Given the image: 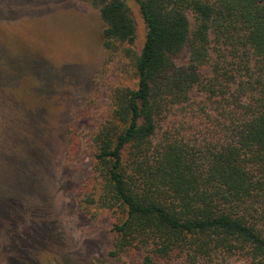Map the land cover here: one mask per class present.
<instances>
[{
	"label": "trees",
	"instance_id": "obj_1",
	"mask_svg": "<svg viewBox=\"0 0 264 264\" xmlns=\"http://www.w3.org/2000/svg\"><path fill=\"white\" fill-rule=\"evenodd\" d=\"M85 1L104 23V48L134 43L126 0ZM133 2L145 25L140 51L126 48L136 84L113 91L93 136L86 200L116 215L110 253L264 264V0ZM186 45L190 63L177 67Z\"/></svg>",
	"mask_w": 264,
	"mask_h": 264
},
{
	"label": "rangeland",
	"instance_id": "obj_2",
	"mask_svg": "<svg viewBox=\"0 0 264 264\" xmlns=\"http://www.w3.org/2000/svg\"><path fill=\"white\" fill-rule=\"evenodd\" d=\"M126 1L135 40L113 52L85 0H0V264H143L138 250L111 255L116 215L87 202L93 136L111 114L113 91L136 84L126 48L140 51L145 25ZM172 60L188 66L189 45Z\"/></svg>",
	"mask_w": 264,
	"mask_h": 264
}]
</instances>
